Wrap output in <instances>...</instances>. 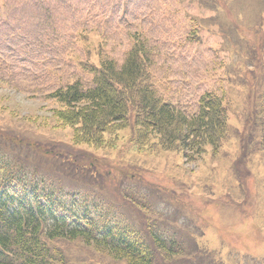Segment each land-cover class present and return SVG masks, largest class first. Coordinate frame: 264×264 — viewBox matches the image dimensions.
<instances>
[{
  "label": "rangeland",
  "instance_id": "obj_1",
  "mask_svg": "<svg viewBox=\"0 0 264 264\" xmlns=\"http://www.w3.org/2000/svg\"><path fill=\"white\" fill-rule=\"evenodd\" d=\"M195 20L209 27L190 42ZM137 34L153 46L160 95L185 113L214 92L242 130L264 102V0H0V154L56 190L86 192L142 233L146 219H158L182 242L176 260L155 264H264V161L255 145L241 157L233 137L194 161L146 146L95 156L73 148L72 130L56 122L49 94L72 77L90 84L82 63L97 62L94 50L122 62ZM60 246L76 264H123L80 242Z\"/></svg>",
  "mask_w": 264,
  "mask_h": 264
},
{
  "label": "trees",
  "instance_id": "obj_2",
  "mask_svg": "<svg viewBox=\"0 0 264 264\" xmlns=\"http://www.w3.org/2000/svg\"><path fill=\"white\" fill-rule=\"evenodd\" d=\"M208 27L195 20L186 40L200 41L199 29ZM132 39L122 62L94 50L97 62L82 63L90 84L72 77L49 94L57 105L56 122L72 130L73 148L90 155L157 148L194 161L217 155L235 137L241 157L255 145L264 161V102L242 130L231 127V104L214 92L203 93L197 112L187 114L160 95L149 40L140 34ZM49 181L0 154V264H76L62 252L64 242H80L123 264H155L162 255L172 262L181 255L175 249L182 238L158 219L145 220L146 241L140 229L101 201L79 189L56 190ZM194 253L202 260L197 247Z\"/></svg>",
  "mask_w": 264,
  "mask_h": 264
}]
</instances>
